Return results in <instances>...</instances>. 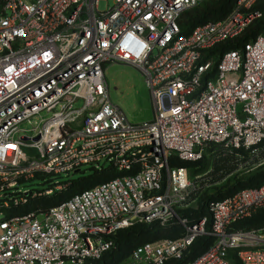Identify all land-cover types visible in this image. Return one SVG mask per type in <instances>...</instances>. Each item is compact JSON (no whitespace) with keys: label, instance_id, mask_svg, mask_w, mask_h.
I'll list each match as a JSON object with an SVG mask.
<instances>
[{"label":"built area","instance_id":"1","mask_svg":"<svg viewBox=\"0 0 264 264\" xmlns=\"http://www.w3.org/2000/svg\"><path fill=\"white\" fill-rule=\"evenodd\" d=\"M262 1L237 0L225 19L186 35L179 22L199 0H0V264L100 261L119 251L120 231L153 224L183 233L136 246L124 264L181 261L205 236L212 246L186 264H234L230 252L264 264V228H242L264 211V183L211 203L207 231L206 218L179 216L199 181L172 166L264 144V33L220 54L263 17ZM101 2L112 6L102 12ZM112 65L142 72L151 120L134 125L114 105ZM84 167L116 177L30 211L69 183L26 194L24 183Z\"/></svg>","mask_w":264,"mask_h":264},{"label":"trees","instance_id":"2","mask_svg":"<svg viewBox=\"0 0 264 264\" xmlns=\"http://www.w3.org/2000/svg\"><path fill=\"white\" fill-rule=\"evenodd\" d=\"M237 0H219L214 5L204 7L196 16L187 15L186 21L180 20L179 25L186 35H190L197 27L209 22H218L227 17L232 11L231 7L235 6ZM231 10V11H230ZM257 10L263 17L255 21L242 35H246L245 39L238 41L240 38L227 41L220 48V54L227 52L239 51L241 52L244 46L256 40V38L264 33V0L260 2ZM183 16V17H185ZM182 17V18H183ZM181 18V19H182ZM261 146V145H260ZM260 146L257 148L259 149ZM255 155L264 160V148H260ZM252 150L241 149L233 154H226L221 149H211L210 157H204L198 162H184L174 160L173 167L185 168L191 172L192 177H197L206 174V184L210 186L220 185L230 177H232L244 164H246L252 157H250ZM92 178H86L84 175L78 179H69V186L65 191L56 192L51 197L40 198L36 200L29 207L32 212H43L54 208L61 203L71 199L76 194H80L89 190L101 183L108 182L116 177L110 170L105 169L102 172L94 170ZM82 171H79L81 173ZM83 174V173H81ZM264 183V171L255 175H248L238 183L230 187V191L211 197L208 201L200 203V209L197 211H180L179 216L187 218L191 223H196L198 219H207V231L211 230L212 220L209 213V205L213 202L222 201L234 194L243 190L259 189ZM196 193L191 196L190 202L196 200ZM245 230H259L264 228V211L259 212L252 219L243 224ZM183 230L179 227H174L169 230H163L158 224L153 225H139L128 230L120 231L115 237L114 241L119 247V251L106 254L100 261H88L86 264H121L126 260L131 251L138 245L146 243H154L161 240L176 239L180 237ZM142 242H141V241ZM213 244V239L205 236L198 238L190 247L188 252L184 255L181 261H174L169 264H186L195 258L205 253ZM229 257L233 259L234 264H241L236 257L235 252H230Z\"/></svg>","mask_w":264,"mask_h":264},{"label":"rangeland","instance_id":"3","mask_svg":"<svg viewBox=\"0 0 264 264\" xmlns=\"http://www.w3.org/2000/svg\"><path fill=\"white\" fill-rule=\"evenodd\" d=\"M217 1L219 0H199L197 7L188 12L187 15L196 16V14H199L204 7L214 5ZM111 6V2H101L100 11L105 12ZM231 9L233 11L234 6L231 7ZM186 16L181 20L184 19V21H186ZM245 37L246 35H241L238 41L245 39ZM106 79L112 102L123 111L130 123L139 125L153 118L152 99L146 88L145 78L141 71L132 66L112 65L106 70ZM260 148H264V144H262ZM259 149L250 152V157H252L251 160L244 164L232 177L220 185H207L205 180L206 174L192 177L191 172L188 170L191 181L192 179L197 178L199 182L195 184L197 198L191 203L188 202L189 206L185 208V211L199 210L200 203L208 201L211 197L230 191V187L241 181L244 177L264 171V160L255 156L259 152ZM81 171L83 174L79 173L71 175L70 177H63L62 179H53L54 181L52 183L47 180L45 181V179H35L26 182L21 187L22 193L26 194L30 191L42 192L51 188V186L56 183L66 182L69 179H78L83 175L86 178H92L94 175V171L91 167H84ZM3 219V216L0 217V221ZM124 262H121V264H124Z\"/></svg>","mask_w":264,"mask_h":264}]
</instances>
